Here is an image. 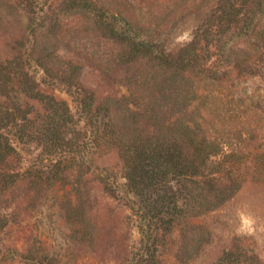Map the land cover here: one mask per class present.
<instances>
[{"label":"rangeland","instance_id":"obj_1","mask_svg":"<svg viewBox=\"0 0 264 264\" xmlns=\"http://www.w3.org/2000/svg\"><path fill=\"white\" fill-rule=\"evenodd\" d=\"M73 1L0 0V104L19 106L28 121L22 137L10 134L19 167L44 165L53 155L71 166L70 176L54 184L42 204H0L12 212L0 227V264H264V162H255L260 156L254 147L264 148V55L235 56L208 33L218 6L237 0H89L96 8ZM143 40L170 60H179L190 44L191 60L226 72L217 113L206 107L203 121L191 115L187 120L191 131L201 129L205 142H219L230 154L211 159L222 160L221 166L242 161L232 170L242 176L241 186L224 202L214 205L210 194L187 200L188 188H181L179 204L189 216L172 219L166 229L157 220L142 223L141 199L123 188L122 161L106 146L114 137L103 128L113 121L114 135L126 142L142 125L121 115L119 99H148L147 80L161 72L154 61L159 58L141 55L136 43ZM200 84L211 102L216 82ZM29 85L66 107L45 106L25 92ZM87 96L94 101L88 115L82 109ZM104 98L109 113L95 109ZM104 174L114 176L117 191L102 182Z\"/></svg>","mask_w":264,"mask_h":264},{"label":"trees","instance_id":"obj_2","mask_svg":"<svg viewBox=\"0 0 264 264\" xmlns=\"http://www.w3.org/2000/svg\"><path fill=\"white\" fill-rule=\"evenodd\" d=\"M72 4L81 8H96L95 2L89 0H74ZM218 9L217 13H213L215 29L208 32L212 41L222 42V45L228 46L230 53L235 56L241 55V58L246 60L264 55V0L221 3ZM114 16L117 17L118 14ZM129 43L133 46L134 42L131 40ZM236 45L240 47L236 49ZM136 46L142 56L160 59L154 61L161 72L157 77L150 76L147 80L149 90L144 89L148 91L145 94H149L148 99H144V96L137 98L134 94L133 98L138 100H128L126 95L119 99L121 115L126 119L128 116L135 117L143 126L135 128V136L126 142L116 137L117 134L114 135L113 121L104 122L103 128L104 133L114 137L107 141L106 146L115 150L122 161L123 188L141 199L142 204L137 208L142 216V223L157 220L161 227L166 229V226L172 223V219L179 221L188 215L179 204L181 188L184 190L188 188L187 197H183L187 200L200 201L210 194L207 195L208 201H213L214 205L216 201L224 202L241 186L242 176L232 170L241 167L242 161L235 159L228 166H221L222 160L211 159L222 153L224 155L223 145L216 141L205 142L202 130L191 131L187 120L191 115L203 121V110L206 107H213L212 111L217 113L221 99L219 91L226 88L225 84H222L226 72L208 70L195 60H191L194 54L187 49L190 44L183 47V52L179 53V60H170V55L164 52L155 54L153 43L147 40L138 41ZM261 67H264V63ZM211 81L217 85L216 93L211 96L212 101L209 102L208 94L203 93L199 87L200 83L207 87ZM63 83L71 82L63 80ZM25 92L52 110L56 111L59 108L63 110L66 107L64 101L33 85L26 86ZM84 99L86 97H83V111L86 115L92 114L94 101L91 98L87 101ZM104 100L105 102H100L95 109L104 107V111L109 113L111 110L106 103L107 99ZM21 111L19 106L8 109L0 104V114L4 112V116L0 115V121H10L11 124L6 126L0 124V204L14 203L15 208L28 209L42 204L48 190L58 181L66 180L70 176L68 171L71 166L61 164V156L57 158V155H53L44 165L23 170L19 167V154L16 146L12 144L10 134L22 137L26 133L24 122H28L25 118L27 116H20ZM99 127L97 126L95 130H100ZM254 147L260 156L255 162L261 163V160L264 162L262 152L264 148L258 145ZM232 150H236V147L232 146ZM225 156L229 157L230 154ZM83 162L84 160H80L77 163L81 166ZM216 166L218 170L215 173L213 171ZM222 168H225V171L220 174L219 170ZM99 178L110 191H117L113 175L104 174ZM79 181L80 178L75 179V182ZM174 181L181 187L177 188ZM5 211L0 209L1 228L9 224L7 218L12 216L10 210L8 214ZM142 233L144 236L149 235L148 231L144 233L142 230Z\"/></svg>","mask_w":264,"mask_h":264}]
</instances>
